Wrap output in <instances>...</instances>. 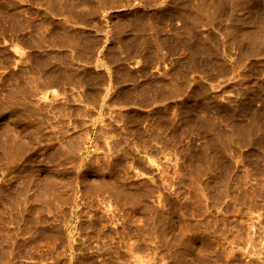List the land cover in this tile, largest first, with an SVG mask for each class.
Listing matches in <instances>:
<instances>
[{
    "label": "rangeland",
    "instance_id": "374dc122",
    "mask_svg": "<svg viewBox=\"0 0 264 264\" xmlns=\"http://www.w3.org/2000/svg\"><path fill=\"white\" fill-rule=\"evenodd\" d=\"M0 264H264V0H0Z\"/></svg>",
    "mask_w": 264,
    "mask_h": 264
},
{
    "label": "crops",
    "instance_id": "0c3cea01",
    "mask_svg": "<svg viewBox=\"0 0 264 264\" xmlns=\"http://www.w3.org/2000/svg\"><path fill=\"white\" fill-rule=\"evenodd\" d=\"M69 54L71 60L69 67L75 70L88 69L93 74L103 76L104 80L95 86L97 89V97H90L89 86H78L76 84H65L63 86L52 87L50 91H58L59 93L72 94L73 96H79L80 103L85 106L87 110L98 109L102 104H107L110 101L116 99L117 96L126 88H132L136 83L134 81H120V64L111 62L106 58L104 53L97 52L91 59H79L72 55L71 50L65 49ZM129 71L136 70V66H127ZM136 74L137 72L134 71ZM77 92L78 94H75Z\"/></svg>",
    "mask_w": 264,
    "mask_h": 264
}]
</instances>
